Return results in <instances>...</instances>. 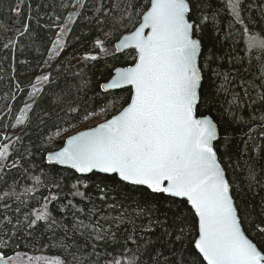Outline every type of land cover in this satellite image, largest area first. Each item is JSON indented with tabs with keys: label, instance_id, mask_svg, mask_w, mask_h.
Masks as SVG:
<instances>
[{
	"label": "snow or ice",
	"instance_id": "snow-or-ice-1",
	"mask_svg": "<svg viewBox=\"0 0 264 264\" xmlns=\"http://www.w3.org/2000/svg\"><path fill=\"white\" fill-rule=\"evenodd\" d=\"M23 3L10 6L14 16L0 22V36L7 37L0 47L13 60V36H27L29 46L37 39L30 34V12L20 21ZM59 7L67 15L55 18L58 31L30 84L31 102L14 122L0 120V128L30 124L46 87L56 106L75 94L62 113L83 111V121L103 120L48 151L39 175L24 137L0 131V189L7 188L0 193V264H18L22 256L28 264H264V196L255 203L264 191V6L260 19L251 15L256 6L248 0H91V7L89 0H60ZM76 24L84 29L77 43L85 40L91 50L57 63L53 79L45 67L66 51ZM222 39L232 41V52H244L227 55V70L218 54ZM120 56L127 66L105 63L110 78L97 91L90 76L94 62ZM124 89L127 98L108 99L112 90ZM98 96L106 102L95 109L89 102ZM6 107L11 114L14 106ZM50 115L43 110L39 123ZM57 165L73 174L45 171ZM65 179L73 182L61 194ZM22 180L31 183L17 193ZM93 186L104 211L93 203ZM110 192L121 199L113 196L109 204ZM76 197L92 207L85 211ZM40 222L51 234L40 254L13 247L14 238L31 237ZM51 247L59 254L43 253Z\"/></svg>",
	"mask_w": 264,
	"mask_h": 264
},
{
	"label": "trees",
	"instance_id": "trees-1",
	"mask_svg": "<svg viewBox=\"0 0 264 264\" xmlns=\"http://www.w3.org/2000/svg\"><path fill=\"white\" fill-rule=\"evenodd\" d=\"M249 3H254L255 8L251 12V15L256 18L260 19V8L264 6V0H248ZM18 3V0H0V22L8 23L9 17L14 16V14L8 11L10 6H14ZM29 3L31 4V9L29 10ZM60 0H24L22 5V15L20 16L21 23L28 17L29 12L32 17L30 21H28L31 25L30 34L37 37L36 43L29 46V40L27 36L23 39L20 37L13 36L12 38L18 41L17 49H16V57L13 60L11 57V51L5 50L0 47V120L5 121H13L15 114H18L19 109L23 107L26 103L28 93L30 91V84L34 81L35 75L41 74V69L39 65H42L44 60L48 56L47 48L51 46L50 41L55 39V33L58 31L57 27H54V24L57 23L56 16H64L67 12H62L61 8L59 7ZM89 7H91V0H89ZM70 8L68 9V11ZM90 14V13H89ZM82 19V18H81ZM39 21V23H37ZM59 23H63V19L59 21ZM224 24V31L227 30V21L223 22ZM84 32V29L80 27L79 24L74 26V30L69 34L67 39L68 47L66 51L62 53L58 60L53 62L52 68L45 67V71L51 72L53 79L56 78V68L55 65L60 63V61L66 60V58L71 59L75 56L77 59L81 57L85 50H91L90 44L85 41L81 40L79 43L76 41L77 36H81ZM224 32L221 33V37H223ZM211 34L209 33V37ZM0 40L3 42H7V37L0 36ZM222 47L218 45L219 48V55L225 56V60L223 61L224 70H227L228 60L227 55H244V52L241 48H237L235 52H232L231 49L233 47L231 40H221ZM205 51L207 48L211 46V43L208 38L205 40ZM23 47V52H21V48ZM7 57V58H6ZM129 61H125L124 56H120L118 59L112 60L108 59L107 61L101 60L99 62H94V67H92V71L90 73L91 79L93 81V88H96L98 91V83H103L105 78H109L108 75L109 70H106L104 65L105 63L111 64L114 67L117 66H126ZM76 61L73 60V64ZM17 84L19 88H17ZM207 86V83H206ZM59 90L57 89V92ZM129 89L124 90H112L109 94L108 99L116 98L118 101L121 98H127L129 94ZM15 95L16 99H11V96ZM92 93H89L91 96ZM75 94L69 96L64 104L56 106L54 104L53 98L49 93L48 88H45V95L41 98L37 104L34 106V110L30 113L31 115V123L27 126H23L16 131H12V127L9 126L7 129L0 128V131H4L10 138H15L17 135L23 136V145L29 146L31 145L33 151V157L30 159V164H35L37 167L34 169L33 174L39 175V169L43 164V157L45 152L48 150H53L62 145L64 138L80 129L87 128L92 126L100 121L103 120L102 116H98L95 119H89L87 121H83L82 117L84 112L81 111L79 115L76 113H67L61 112L60 109L67 108L68 101L74 100ZM31 102V101H30ZM29 102V103H30ZM106 101L102 100L99 96L95 98V100L90 101V105H95V109H98L103 106ZM13 105V112L11 114L7 111V105ZM43 110H47L50 112V118L45 120L44 124H40L39 120L43 116ZM94 110L91 106L89 107V111ZM57 129L61 130V135L56 136L55 133ZM49 139L52 140L49 143ZM6 141V140H5ZM4 141V142H5ZM22 150V149H21ZM18 155V153H17ZM11 163V161H9ZM264 163V161H262ZM45 171L48 172L50 175H55L56 172L63 174L65 177L71 176L73 173L71 170L67 169L66 167L57 166L55 172L51 169L45 167ZM18 177V174H17ZM264 179V174L261 176ZM95 180V177H93ZM73 181L71 179H65L62 183L66 185L63 187V191L61 194L68 193L71 183ZM9 184L12 183V180L9 179ZM31 183L28 180H22L21 186L16 188L17 193H22L23 185ZM112 185L110 184V187ZM7 190L6 186L3 189H0V193L2 191ZM42 195H47L46 190H41ZM93 197V203L100 208L101 211H104V205L99 200V193L96 191L95 187L89 189ZM115 196L117 200H120L121 197L118 192H110L108 203H113L112 197ZM264 196V191H260L259 195L255 198V203L258 205L260 202V197ZM72 198V197H69ZM11 203V201H9ZM32 207L38 208L39 205L35 203L34 200L30 201ZM43 203V201H41ZM74 203L77 206L84 207L85 211L92 207L91 204L85 202L83 205L80 204V198H74ZM124 203H128L124 201ZM17 204L13 203L12 207L15 208ZM50 208H54L55 205H49ZM27 211V209H25ZM116 210H113V214H115ZM59 217L58 213H54ZM21 218L22 214H21ZM81 218L85 219L87 222V218L81 214ZM139 222V221H138ZM66 223L68 224L69 229L72 226V216L71 212L68 213V218ZM103 223V221H101ZM41 226L37 228L31 237L27 236H20L18 238H14L12 240V245L15 246L19 245V251L22 253H27L28 255H38L40 254L38 250L42 248L43 244H50L51 241L49 239L50 233L47 232L46 228L43 225V222H40ZM107 226L106 224L104 225ZM129 227V225H126ZM123 232V229H121ZM2 235V234H0ZM7 238V237H5ZM78 242L83 246L85 244V240L83 238H78ZM43 253L46 255H57L58 250L55 247L45 248L43 249ZM11 254V253H9ZM26 257V256H25ZM26 262L28 264V260L26 257ZM33 264H36L33 261Z\"/></svg>",
	"mask_w": 264,
	"mask_h": 264
},
{
	"label": "rangeland",
	"instance_id": "rangeland-1",
	"mask_svg": "<svg viewBox=\"0 0 264 264\" xmlns=\"http://www.w3.org/2000/svg\"><path fill=\"white\" fill-rule=\"evenodd\" d=\"M72 10H73V9L70 8L69 11H72ZM64 14H65L64 16L67 15L66 13H64ZM25 102H26V103H29L30 101L27 99ZM21 127H22V125H21V126H17L16 128H12V131H16L17 129H19V128H21ZM5 143H7V141H5ZM18 264H27V262H26V257H25V256L20 257V258L18 259Z\"/></svg>",
	"mask_w": 264,
	"mask_h": 264
},
{
	"label": "water",
	"instance_id": "water-1",
	"mask_svg": "<svg viewBox=\"0 0 264 264\" xmlns=\"http://www.w3.org/2000/svg\"><path fill=\"white\" fill-rule=\"evenodd\" d=\"M117 67H122V66H117ZM109 78H110V77H109ZM109 118H110V117H109ZM101 122H102V121H101ZM92 126H94V125H92ZM86 129H87V128H84V129H81V130H78V131H83V130H86ZM78 131H76V132H78ZM76 132H74L73 134H75ZM73 134H70V135H73ZM65 139H67V137H65L64 140H65ZM64 140H63V141H64ZM60 147H63V143H62V145H61ZM58 148H59V147H58ZM58 148L53 149V150H57ZM53 150H48V151H53ZM48 151L45 152L44 157L47 155V152H48ZM57 166H59V165H57ZM60 167H66V166H60Z\"/></svg>",
	"mask_w": 264,
	"mask_h": 264
}]
</instances>
